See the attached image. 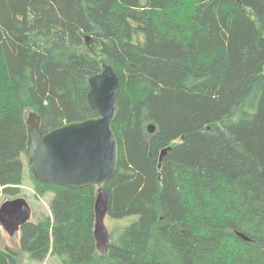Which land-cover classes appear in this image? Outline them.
<instances>
[{
  "label": "trees",
  "instance_id": "1",
  "mask_svg": "<svg viewBox=\"0 0 264 264\" xmlns=\"http://www.w3.org/2000/svg\"><path fill=\"white\" fill-rule=\"evenodd\" d=\"M104 62L120 100L108 215L139 218L101 251L98 186L39 181L30 164L50 213L32 210L20 250L0 224V264H264V0H0V197H20L30 113L45 133L98 116Z\"/></svg>",
  "mask_w": 264,
  "mask_h": 264
},
{
  "label": "water",
  "instance_id": "2",
  "mask_svg": "<svg viewBox=\"0 0 264 264\" xmlns=\"http://www.w3.org/2000/svg\"><path fill=\"white\" fill-rule=\"evenodd\" d=\"M90 42V38L87 37ZM89 103L98 116L65 123L43 132L41 118L30 113L27 119L28 155L35 178L67 187L100 186L95 203V237L101 251L107 250L110 231L105 223L109 197L103 184L115 174L119 163V140L113 122L120 104L119 76L112 64L104 62L102 70L89 79ZM153 134L156 126L150 124ZM165 148L160 162L167 154ZM32 207L25 197H16L0 207V224L10 236L20 232L31 220Z\"/></svg>",
  "mask_w": 264,
  "mask_h": 264
},
{
  "label": "rangeland",
  "instance_id": "3",
  "mask_svg": "<svg viewBox=\"0 0 264 264\" xmlns=\"http://www.w3.org/2000/svg\"><path fill=\"white\" fill-rule=\"evenodd\" d=\"M142 3L146 2V0H141ZM92 49L96 50L97 43L90 41ZM22 160L24 162V182L22 191L20 193V197L27 196L28 201L32 207L33 213H50L49 204L51 200L54 197L53 193H47L43 197L38 198L35 197L34 188H33V181L31 179V168H30V161L28 157L24 154L22 155ZM14 197L8 196V195H2L0 197V207L1 205L10 200ZM33 216V214H32ZM138 215L130 216L125 219H115L109 215L106 216L105 223L107 227L109 228L110 232H113L114 234L117 233V227L119 226H125L127 224H131L134 220L138 219ZM33 220V218L31 219ZM7 246L13 248V249H21V241H20V233H16L14 236H10L6 231L3 230V240L1 243V247L5 249ZM25 258L23 260L22 264H61V258L59 256H50L44 261H36L31 257V253L25 252L24 253Z\"/></svg>",
  "mask_w": 264,
  "mask_h": 264
},
{
  "label": "flooded vegetation",
  "instance_id": "4",
  "mask_svg": "<svg viewBox=\"0 0 264 264\" xmlns=\"http://www.w3.org/2000/svg\"><path fill=\"white\" fill-rule=\"evenodd\" d=\"M98 187H100V186H98Z\"/></svg>",
  "mask_w": 264,
  "mask_h": 264
}]
</instances>
